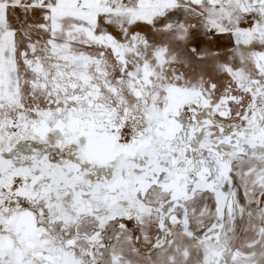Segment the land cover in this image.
<instances>
[{
    "label": "snow or ice",
    "instance_id": "snow-or-ice-1",
    "mask_svg": "<svg viewBox=\"0 0 264 264\" xmlns=\"http://www.w3.org/2000/svg\"><path fill=\"white\" fill-rule=\"evenodd\" d=\"M0 264H264V0H0Z\"/></svg>",
    "mask_w": 264,
    "mask_h": 264
}]
</instances>
